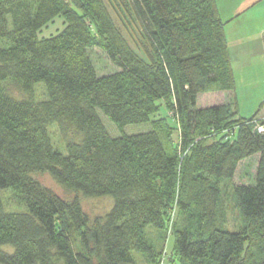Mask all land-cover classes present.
Masks as SVG:
<instances>
[{"label": "trees", "instance_id": "obj_1", "mask_svg": "<svg viewBox=\"0 0 264 264\" xmlns=\"http://www.w3.org/2000/svg\"><path fill=\"white\" fill-rule=\"evenodd\" d=\"M121 1L140 25L143 57L104 0H0V39L9 43L0 48V192L16 190L26 207L5 212L0 198V264H137L133 251L145 264H264V133L255 129L264 118L238 115L216 0ZM57 17L63 28L41 37ZM92 47L119 71L98 76ZM37 83L47 96L39 102ZM9 86L27 97H12ZM162 108L178 130L170 146ZM98 110L118 127L152 129L113 137ZM53 125L66 154L51 142ZM33 174L74 194L110 196L112 207L91 218L77 197L57 195ZM221 181L232 184L237 231L219 223ZM174 203L181 221L169 251Z\"/></svg>", "mask_w": 264, "mask_h": 264}, {"label": "rangeland", "instance_id": "obj_2", "mask_svg": "<svg viewBox=\"0 0 264 264\" xmlns=\"http://www.w3.org/2000/svg\"><path fill=\"white\" fill-rule=\"evenodd\" d=\"M104 1L114 19L119 22L118 18H120L125 23L126 27L121 26L124 36L130 45L136 50V52L143 57L144 54L138 49L137 45L141 40V29L130 4L128 7H126L121 0ZM125 1L129 3V0ZM216 4L221 21L224 24L223 28L225 33L233 35V37L234 35L238 34V37H241L244 40H248V37H252L250 40L245 42L253 43L251 45L253 50L249 53L251 56H247L248 58L243 59L240 63H238L236 66L234 65L232 68H234L236 76L235 78L237 80L235 94H238L236 97L238 115L245 118L254 116V118H256L258 121L260 118H264V106H260V103L264 99V49L259 48V46L257 47L256 41L257 39H262L264 35V0H216ZM62 28L63 19L61 17H57L42 29L40 36L48 37L50 35H54ZM8 46L9 43L0 39V48H5ZM88 54L98 76L108 75L119 71V68L109 60V58L101 49L92 47L89 49ZM1 86H5V83H1ZM7 92L16 99L27 97L26 94L20 93L10 86L7 87ZM31 97L33 100L38 102L47 98L46 90L42 83L35 84ZM98 114L106 130L113 137L143 133L152 129L150 123L148 122L118 127L101 111L98 110ZM158 117H165L167 121V129L169 131L163 130L161 134L166 146H170L171 144L167 140L168 136L169 138H172V140L176 141L178 133L176 125L171 122L173 113L170 111V109L162 108L158 113ZM48 133L54 148L59 152L66 154L65 139L62 137L58 127L56 125L50 126L48 128ZM74 138L75 137H73V139ZM249 169L251 171V168ZM253 171L254 168L252 169V172ZM238 174L240 175V173ZM33 176L43 186L51 189L57 195L65 199L77 197L81 203L83 211L91 218L104 215L112 207L113 200L110 196L85 197L81 194H74L73 192L66 190L57 184L47 174H33ZM219 185L223 196L222 210L218 218L219 223L228 231H237L242 228L243 220L241 213L234 202L232 184L227 181H221ZM0 198L2 208L5 212L15 213L26 211V207L22 198L14 189L6 188L2 190L0 192ZM169 211L170 212L166 220L167 228L165 245L167 246L168 243H170L168 247L170 251L172 230L177 221H181V218L178 214L176 203L171 206ZM147 231L148 241L153 243L155 250H158L160 242L157 239L155 231L151 229H147ZM4 248L10 250L8 247ZM169 251L165 249V259L168 256ZM132 255L137 264H145V256L143 254L133 251Z\"/></svg>", "mask_w": 264, "mask_h": 264}, {"label": "crops", "instance_id": "obj_3", "mask_svg": "<svg viewBox=\"0 0 264 264\" xmlns=\"http://www.w3.org/2000/svg\"><path fill=\"white\" fill-rule=\"evenodd\" d=\"M258 1H262V0H258ZM225 36H226V39L229 45V54L231 58L232 67L234 65L236 66L243 59L248 58L247 56H251V54L249 53L253 50L251 46L253 43H245V42L250 40L252 37L250 38L248 37V40H244L241 37H238V34L234 35L233 37V35L225 33ZM256 46L257 47L259 46V48H263L262 39H257ZM233 71H234V68H233ZM234 74H235V71H234ZM236 86H237V80H236ZM237 96L238 94L236 93V97Z\"/></svg>", "mask_w": 264, "mask_h": 264}, {"label": "built area", "instance_id": "obj_4", "mask_svg": "<svg viewBox=\"0 0 264 264\" xmlns=\"http://www.w3.org/2000/svg\"><path fill=\"white\" fill-rule=\"evenodd\" d=\"M255 129L257 130V132L264 133V125L262 124L256 125Z\"/></svg>", "mask_w": 264, "mask_h": 264}]
</instances>
